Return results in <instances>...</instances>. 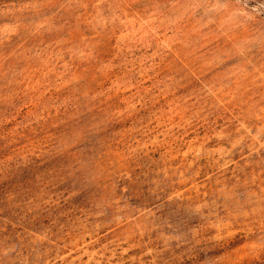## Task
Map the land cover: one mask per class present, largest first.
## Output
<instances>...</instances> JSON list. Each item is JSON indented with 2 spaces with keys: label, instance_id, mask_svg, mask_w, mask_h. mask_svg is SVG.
<instances>
[{
  "label": "rangeland",
  "instance_id": "374dc122",
  "mask_svg": "<svg viewBox=\"0 0 264 264\" xmlns=\"http://www.w3.org/2000/svg\"><path fill=\"white\" fill-rule=\"evenodd\" d=\"M0 264H264V0H0Z\"/></svg>",
  "mask_w": 264,
  "mask_h": 264
}]
</instances>
